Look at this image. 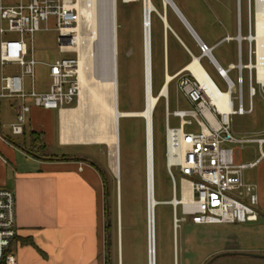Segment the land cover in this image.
Instances as JSON below:
<instances>
[{
  "label": "rangeland",
  "instance_id": "obj_1",
  "mask_svg": "<svg viewBox=\"0 0 264 264\" xmlns=\"http://www.w3.org/2000/svg\"><path fill=\"white\" fill-rule=\"evenodd\" d=\"M21 0H0L9 6L20 4ZM27 1V0H24ZM86 2V1H85ZM160 14H166L170 26L176 28L181 24L178 15L171 9L165 8V0H152ZM183 11L188 20L199 33L200 37L210 47H215L213 56L217 62L228 70L229 65L238 64L237 42L217 43L227 35L237 36V0H173ZM117 32H118V86L119 109L121 112H142L145 109V74H144V27L143 0L125 3L117 2ZM83 6L94 7L91 1ZM95 8V7H94ZM243 35L248 34V0H242ZM82 20V33L89 34L88 23ZM183 25V24H181ZM6 28V26H4ZM165 28L157 14H153L152 34V75L153 95L157 96L164 83L163 37ZM18 38L16 34H6L4 39ZM170 42L167 53L168 74L174 75L191 62L187 51L177 44L173 33L169 31ZM30 50L38 62L35 67V84L38 90L48 88L51 84L49 65L62 58L73 57L69 53L60 52L57 23L51 17L42 30L33 37L26 35ZM186 46L196 56L200 51L192 38L184 36ZM247 43H244L245 62L247 57ZM91 50V49H90ZM89 50V51H90ZM201 66L213 82L226 92L228 87L219 77L216 69L207 58L201 60ZM95 64V63H94ZM101 70L97 66H90L88 82L90 89L99 86L98 75ZM6 76L20 75L19 66L7 65L3 70ZM230 78L236 82L237 71L229 72ZM246 77V75H245ZM31 85L32 80L26 79ZM177 82L169 86L170 112L190 109L186 98L178 91ZM245 107L249 106L248 87H245ZM158 98V97H157ZM79 99L70 107L78 106ZM6 102L2 101V106ZM254 113L247 116H236L232 121V134L237 139H264V100L260 94L252 99ZM90 113L89 123L95 124L98 112ZM154 153H155V191L156 199L161 205L157 206V264H264V210L262 206L261 218L258 223L235 225L196 227L191 223H183L177 227L175 235V215L173 202V183L166 168V118L164 100L162 99L154 110ZM57 113V112H56ZM2 114V137L13 146H20L21 138L12 136L10 130L4 127V111ZM120 158L118 161L121 176L120 189L115 169L112 168V150L109 151L111 168L105 171L109 184V196L106 205L109 208L110 227V264H148V220H147V142L146 121L142 118L120 119ZM171 127L178 128L180 121L174 117L170 120ZM11 139V140H10ZM236 161L249 164L258 161L264 154V144L248 143L243 148L232 145ZM24 148V147H23ZM101 148L95 147H61L56 139L48 147L47 154L62 157L64 155L88 157L97 156ZM46 154V153H45ZM178 189L181 175L174 170ZM247 184L256 187L259 196L264 199V159L253 169L244 172ZM178 196L179 190H178ZM179 212V209H178ZM263 218V219H262ZM107 221L105 220V261L107 260ZM237 236L242 249L236 246L233 238ZM122 250V251H121ZM259 256V257H257Z\"/></svg>",
  "mask_w": 264,
  "mask_h": 264
},
{
  "label": "built area",
  "instance_id": "obj_2",
  "mask_svg": "<svg viewBox=\"0 0 264 264\" xmlns=\"http://www.w3.org/2000/svg\"><path fill=\"white\" fill-rule=\"evenodd\" d=\"M76 2L27 0L15 6L0 3V68L15 65L22 70L20 75H5L0 79V99L10 98L19 102L16 122L10 126L13 136L24 135L27 115L31 114L32 108L62 111L71 107L79 97V54L76 51L79 13L75 8ZM241 6L242 0H237V36H228L216 45L237 42L238 64L229 65L225 70L213 56L215 47L196 38L200 56L196 57L186 48L191 62L174 75L166 72L164 84L155 96L158 103L164 100L166 168L173 183L174 199L171 205L174 207L175 224L179 227L183 223L199 227L245 225L260 220V196L256 187L245 182L244 172L256 168L264 159V154L254 163L240 164L231 146L243 148L248 143L264 144V139H237L232 134L233 118L252 115V99L257 94L264 100V0H248L247 36L243 35ZM51 17L56 19L60 52L73 57L59 59L48 66L50 89L46 93H38L34 85L38 62L25 36L33 37L40 32ZM259 19L261 34L257 30ZM6 34H16L18 38L5 40ZM244 43L248 47L246 62ZM203 58L211 62L226 83V92L220 90L206 71V75L200 79L189 69ZM231 70L237 71L236 82L229 76ZM26 79L32 80L30 92L25 88ZM173 82H177V89L190 104V109L170 112L169 86ZM246 86L248 108L245 107ZM153 91L151 84V96H154ZM148 93L145 86V106ZM29 101L32 105L28 104ZM172 117L180 121L178 128L171 127ZM152 123L154 125V117ZM1 162L6 161L0 153ZM174 170H178L182 176L179 189ZM185 188L190 191L188 199L184 197ZM17 235L15 194L0 188V264H19L13 250Z\"/></svg>",
  "mask_w": 264,
  "mask_h": 264
},
{
  "label": "crops",
  "instance_id": "obj_3",
  "mask_svg": "<svg viewBox=\"0 0 264 264\" xmlns=\"http://www.w3.org/2000/svg\"><path fill=\"white\" fill-rule=\"evenodd\" d=\"M23 1L21 0L20 3ZM175 5L191 27L185 25L178 15L183 25L176 24V28L170 26L177 44L185 50L188 48L184 42L186 34L194 42L197 38L205 43L183 11L176 3ZM171 41L173 40L169 38V31L165 30L164 76L168 72L167 53ZM152 52L153 49L151 67ZM3 70L4 68H0V79L5 76ZM34 85L38 93L48 92L51 86L50 84L48 88L38 90L35 83ZM31 87L32 82L29 85L25 81L28 92L31 91ZM2 101L6 102L4 106ZM18 104L16 99H0V153L6 161L0 163V188L11 190L16 197L18 235L13 250L18 263L106 264L104 246L106 198L105 184L100 172L105 173L109 167L111 168L109 151L105 148L109 146L98 143L63 142L61 115L63 110L68 111L70 107L62 111L32 108L31 114L27 115L24 135L17 136L21 138V147L13 146L2 137L1 111L3 110L5 115L4 127L10 130V126L17 119ZM28 104L32 105L30 101ZM56 139L61 147L83 146L101 148V150L93 157L69 155L59 157L47 154L49 145L51 146ZM117 179L120 189L121 176ZM260 204L264 210V199L261 197ZM238 226L241 225L234 227ZM233 240L236 244L234 249H242L237 236Z\"/></svg>",
  "mask_w": 264,
  "mask_h": 264
},
{
  "label": "bare ground",
  "instance_id": "obj_4",
  "mask_svg": "<svg viewBox=\"0 0 264 264\" xmlns=\"http://www.w3.org/2000/svg\"><path fill=\"white\" fill-rule=\"evenodd\" d=\"M88 0H77L75 8L79 13V23L76 29L77 44L76 51L79 54L78 79H79V102L74 109L63 110L61 117L62 141L72 143H98L107 144L112 150V168L115 169L117 177H120L118 161L120 158V144L118 146V127L117 113L119 122L121 118H142L148 124V142L149 151L147 157V178L150 191V214H151V247L148 264H157V216L156 209L159 203L156 199L155 191V153H154V127L153 116L154 110L158 103V98L151 96L150 85L152 84V67L146 71L151 75L148 82L147 106L142 112H121L119 109V86H118V32H117V8L118 0H89L94 7L83 6ZM125 3L137 0H123ZM173 2V1H172ZM143 27H146V43L149 54L152 51V34H153V14H157L163 25L166 24V14H160L154 6L152 0H143ZM164 6H170L168 0H165ZM175 10V9H174ZM150 12V14H149ZM177 15V11H174ZM180 16V15H179ZM178 16V17H179ZM180 18V17H179ZM85 19L89 24V34L84 36L82 33V20ZM86 23V24H87ZM166 30V29H165ZM258 33H262L260 19L257 27ZM150 44V48H149ZM91 49V50H90ZM90 50V51H89ZM145 55V46H144ZM146 62V60H145ZM95 63V64H94ZM151 63V61H150ZM97 66L101 71L98 75L99 86L95 90L89 88L88 74L90 66ZM189 69L198 77L206 75L205 70L200 63L196 61ZM146 85V86H147ZM98 112V118L95 124L89 123L90 113ZM120 128V126H119ZM120 132V131H119ZM147 141V133H146ZM148 161V160H147ZM147 186V194H148ZM153 191V194H152ZM190 191L184 189V197L188 199ZM148 204V203H147ZM148 210V209H147ZM148 213V211H147ZM148 219V214H147ZM175 226V235L177 234ZM149 247V246H148Z\"/></svg>",
  "mask_w": 264,
  "mask_h": 264
},
{
  "label": "water",
  "instance_id": "obj_5",
  "mask_svg": "<svg viewBox=\"0 0 264 264\" xmlns=\"http://www.w3.org/2000/svg\"><path fill=\"white\" fill-rule=\"evenodd\" d=\"M173 0H168V4L170 5V7H171V9L173 10V11H177V13H179V15H180V19H181V21L185 24V25H187L189 28H191L190 27V25L187 23V21L185 20V18L183 17V15L181 14V12L179 11V9L177 8V6L175 5V3L174 2H172ZM168 6H165V8H167ZM175 9V10H174ZM149 14H150V12H149ZM166 16V15H165ZM166 18V24H165V29H166V31H171L172 33H173V30L171 29V27H170V25H169V23H168V21H167V17H165ZM192 30V29H191ZM144 46H145V60H146V71H147V69L149 68V70L151 69V63H150V61H151V52H150V49H149V54H148V51H147V43H146V27H145V29H144ZM149 48H150V44H149ZM149 78H150V83H151V75H150V73H149V75H148V73L146 72V76H145V81H146V83H145V85H147L148 84V82H149ZM147 87V89H148V85L146 86ZM150 87H151V85H150ZM116 113H117V119H116V121H117V127H118V146H119V117H118V110H117V108H116ZM146 133H147V151H149V140H148V138H149V136H148V124H147V128H146ZM119 149V148H118ZM147 163L149 162V159H148V157H147ZM147 184H148V182H147ZM148 186V185H147ZM152 194H153V191H152ZM147 211H148V245H149V254H150V247H151V214H150V191H149V186H148V194H147ZM257 257H259V256H257ZM216 259H218V257L217 258H215V259H213L211 262H209L208 264H211L212 262H214Z\"/></svg>",
  "mask_w": 264,
  "mask_h": 264
},
{
  "label": "trees",
  "instance_id": "obj_6",
  "mask_svg": "<svg viewBox=\"0 0 264 264\" xmlns=\"http://www.w3.org/2000/svg\"><path fill=\"white\" fill-rule=\"evenodd\" d=\"M122 111V110H121ZM102 177H103V180H104V184H105V200H107V197L109 196V184H108V179L106 177V174L103 173L102 171L100 172ZM109 214V208H108V205H105V216H107L106 214ZM106 218V221H107V231H106V234H107V246H106V253H107V260H106V264H110V227L111 225L109 224V217H105Z\"/></svg>",
  "mask_w": 264,
  "mask_h": 264
}]
</instances>
